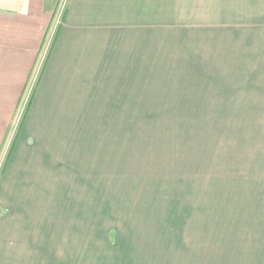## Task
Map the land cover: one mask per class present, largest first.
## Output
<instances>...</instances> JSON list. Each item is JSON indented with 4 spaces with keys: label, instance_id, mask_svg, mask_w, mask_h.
<instances>
[{
    "label": "rangeland",
    "instance_id": "374dc122",
    "mask_svg": "<svg viewBox=\"0 0 264 264\" xmlns=\"http://www.w3.org/2000/svg\"><path fill=\"white\" fill-rule=\"evenodd\" d=\"M59 7L0 153V264H264V0ZM67 8L90 97L18 149Z\"/></svg>",
    "mask_w": 264,
    "mask_h": 264
},
{
    "label": "crops",
    "instance_id": "0c3cea01",
    "mask_svg": "<svg viewBox=\"0 0 264 264\" xmlns=\"http://www.w3.org/2000/svg\"><path fill=\"white\" fill-rule=\"evenodd\" d=\"M60 1L0 0V153L21 105L52 16L60 11ZM69 15L70 8H67L17 137L18 149L22 147L21 143L24 144L26 134L36 132L38 135V127H45L48 113L79 112L83 98L90 97L91 56L80 49L90 50L94 36L87 33L90 40L84 42L83 48L77 43L76 48L78 37L67 25Z\"/></svg>",
    "mask_w": 264,
    "mask_h": 264
},
{
    "label": "trees",
    "instance_id": "16d2710c",
    "mask_svg": "<svg viewBox=\"0 0 264 264\" xmlns=\"http://www.w3.org/2000/svg\"><path fill=\"white\" fill-rule=\"evenodd\" d=\"M57 13L59 14V11L54 12V14H53V16H52L51 23H50V25H49V28H48L47 33H46V36H45V40H44L43 45H42V49H43V47H44V43L47 41V38H48V36H49V33H50L51 29H52L53 21H54L55 17L57 16ZM58 29H59V28H58ZM58 29H57V32H56L54 38H53V44H54L55 39H56V36H57V34H58V31H59ZM50 48H52V46H51ZM49 52H50V51H49ZM15 140H16V139H15ZM15 140H14V142H13V144H12V147H11L10 152H12V149H13V146H14V143H15Z\"/></svg>",
    "mask_w": 264,
    "mask_h": 264
}]
</instances>
